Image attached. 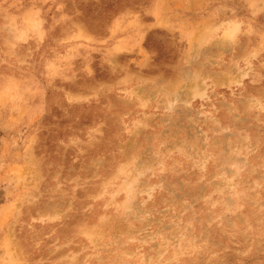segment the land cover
I'll return each instance as SVG.
<instances>
[{
    "label": "rangeland",
    "instance_id": "rangeland-1",
    "mask_svg": "<svg viewBox=\"0 0 264 264\" xmlns=\"http://www.w3.org/2000/svg\"><path fill=\"white\" fill-rule=\"evenodd\" d=\"M0 264H264V0H0Z\"/></svg>",
    "mask_w": 264,
    "mask_h": 264
}]
</instances>
